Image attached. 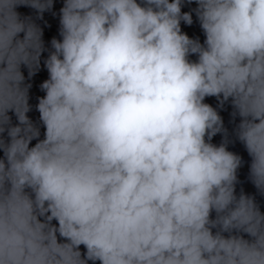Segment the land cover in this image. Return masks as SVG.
<instances>
[{
    "label": "clouds",
    "instance_id": "clouds-1",
    "mask_svg": "<svg viewBox=\"0 0 264 264\" xmlns=\"http://www.w3.org/2000/svg\"><path fill=\"white\" fill-rule=\"evenodd\" d=\"M54 4L0 0V264H264V0Z\"/></svg>",
    "mask_w": 264,
    "mask_h": 264
}]
</instances>
